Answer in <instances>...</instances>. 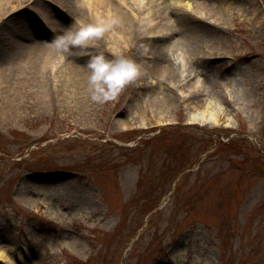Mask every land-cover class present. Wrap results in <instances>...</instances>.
Returning a JSON list of instances; mask_svg holds the SVG:
<instances>
[{
	"label": "rangeland",
	"instance_id": "374dc122",
	"mask_svg": "<svg viewBox=\"0 0 264 264\" xmlns=\"http://www.w3.org/2000/svg\"><path fill=\"white\" fill-rule=\"evenodd\" d=\"M215 2L199 3L221 7L220 26L180 6L164 13L169 0L137 4L128 42L80 49L87 77L76 92L57 71L48 105L35 95L9 109L0 95V264H264V0ZM165 16L189 50L169 61L149 50L168 51ZM103 49L141 76L96 103L87 57ZM213 98L216 123L191 124L189 112Z\"/></svg>",
	"mask_w": 264,
	"mask_h": 264
},
{
	"label": "bare ground",
	"instance_id": "6f19581e",
	"mask_svg": "<svg viewBox=\"0 0 264 264\" xmlns=\"http://www.w3.org/2000/svg\"><path fill=\"white\" fill-rule=\"evenodd\" d=\"M117 1L0 0V95L6 100L3 106L17 110L20 106V100L28 101L29 96L35 95L40 100V104L48 105L50 102H54L60 91L53 87L57 71L62 76V84L64 81L63 86H68V91L75 90L76 92V90L82 88L84 82L81 81V77H87L86 74L82 73L81 66H79V63H83L81 61L86 58L83 52L80 49H74L66 53L69 62L65 65L62 64L57 50L51 45L54 36L58 37L68 31L75 32L79 30L74 24L71 25L69 21L68 23L62 21L59 17L62 15L65 18L66 16L67 20L71 21L85 18L87 22L89 21V25L111 24V27L105 30L103 36L97 39L98 42L103 44L108 42L110 47L121 43L125 44L130 40V35L133 34L134 20L132 12H137L136 8H138V5H153L155 0H120L129 12L127 10L126 12L119 11L114 5ZM156 1L157 4H160L162 0ZM200 1L198 0L197 2L195 0L197 3L194 6L191 0H170V3L172 2L175 8L167 6L169 9L166 7L164 13L179 14L177 9L180 6L184 12L192 14L200 21L211 22L216 26L225 23L221 16L214 15L222 13L221 7L212 6L207 9L203 4L199 3ZM81 2L86 3V10H83L81 5L79 7L77 5L79 9L76 8V4ZM59 9L64 10L66 14H63L65 12H61ZM153 13L151 11L146 13L148 21L152 20ZM164 21L166 22L163 23L167 26L166 34L170 36V39L166 40L168 51H161L162 48L160 50L159 45L156 44L151 45L149 50L157 60L169 61L173 57L176 59L183 48L180 45L181 43L174 37L176 30L171 22L172 16H165ZM116 23L122 24L121 29L125 32H121L118 35L111 34L110 30ZM159 28H157L156 32H160ZM185 32L184 29L183 34L185 35V46L187 47V45H191L188 37L191 39L192 37L190 33L185 34ZM108 51L103 49L98 54L103 53L109 59L111 55L109 54L110 51ZM184 51L189 52V50ZM181 55L182 53L180 57ZM90 56L94 55H88L87 59ZM182 63V71L184 72L186 64L184 61ZM169 67L171 68L169 70H174L173 66ZM28 87H32V90H29ZM192 87L195 88V85H192ZM220 107L219 101L213 98L208 101L206 112L199 110L189 112L187 120L203 125L215 124L217 109L219 110ZM13 116H17V112ZM225 125L231 126L230 120L226 119ZM147 126L146 122L142 120L140 127L145 128ZM23 201L26 200L23 199ZM0 255H3L1 250Z\"/></svg>",
	"mask_w": 264,
	"mask_h": 264
},
{
	"label": "clouds",
	"instance_id": "9594fccd",
	"mask_svg": "<svg viewBox=\"0 0 264 264\" xmlns=\"http://www.w3.org/2000/svg\"><path fill=\"white\" fill-rule=\"evenodd\" d=\"M109 27L111 24L81 26L78 31L54 36L51 45L59 53L84 49L91 41L102 37ZM87 68L90 72L88 91L96 103L114 101L126 86L141 76V68L134 60L125 57L108 59L103 53L90 56Z\"/></svg>",
	"mask_w": 264,
	"mask_h": 264
}]
</instances>
